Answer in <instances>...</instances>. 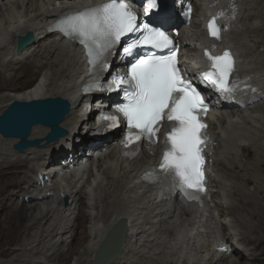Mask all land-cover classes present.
I'll list each match as a JSON object with an SVG mask.
<instances>
[{"label": "bare ground", "instance_id": "bare-ground-1", "mask_svg": "<svg viewBox=\"0 0 264 264\" xmlns=\"http://www.w3.org/2000/svg\"><path fill=\"white\" fill-rule=\"evenodd\" d=\"M53 1L28 0L25 5L24 0H16L0 5V89L27 86L22 91L0 92V99L9 97V104L12 100L60 95L67 98L72 105L71 111L62 122L68 136L62 137L56 144L52 142L19 153L12 148L17 139L0 136V264H64L74 259L75 264H93L100 241L118 219H124L128 228L125 231L123 250L110 264H190L188 258L193 261L191 264H200L201 254L209 249L204 241L196 245L187 243L190 251L183 249L178 252V248L175 249L171 245L175 230L173 223L184 224L187 221V215L182 209L177 205L159 209V206L152 204L153 199L149 193L145 194L148 202H142L145 205L137 208L140 202L132 199V192L135 188L138 191L142 189L141 185L138 186L133 181L139 157L130 163L129 168L122 167L118 170L117 163L120 158L113 156L115 148L112 153L99 160V168L112 162L108 165V180L101 184V188L105 186L104 190L94 194L91 200L87 199L83 190L70 193L73 201L68 202V209H63L65 207L62 208L60 201H55L54 198L52 202H44L47 193L54 187L39 189L35 186L34 179L45 180L42 176L46 171L48 157H53L52 165H56L54 162L66 156L67 152L78 157L75 148L80 147L82 142L77 140L84 138L90 129L86 124L88 117L84 116L83 112V100H80L77 92V84L84 70L80 62L79 46L74 44L73 47H68L62 38L45 33L46 28L51 25L50 21L67 8L64 3L74 6L89 0H60L59 10L53 8ZM203 1H195L196 11ZM222 1L226 5H245L243 21L239 26L243 29L232 38H222V47L239 52L244 68L240 73L249 77L255 69L262 72L260 68L264 69V0H244V4L242 0ZM231 16V13L225 15L228 24L232 23ZM199 18L197 14V19ZM30 30L35 33L36 41L22 52H17V36ZM200 34L201 30L196 26V29L187 30L183 36L190 44L194 37ZM205 50H208V45ZM202 52L204 50L199 48L196 54L188 57L184 63L186 70L193 71L195 66L201 65L208 67L205 62L198 63L202 60ZM38 70H44V73L35 83L30 84ZM234 85L240 98L244 99L246 93L241 91L238 80ZM254 107L255 104L250 105L248 110L251 111ZM251 114H257L259 129L248 121V116L243 118V128L231 126L226 119L219 121V118L211 116L217 120L215 166L218 178L215 179V195L219 199L218 207L223 211L221 196L225 191V196L229 199L228 210L236 227L235 234L239 231V236L244 242L242 248L236 247L238 243L234 244L235 257L232 263L229 258L223 264H264V196L259 194L264 193V174L261 168L264 163V105ZM251 127L252 130H248ZM49 130L46 126L35 125L31 139L43 140ZM239 139H248L249 143L241 147L242 154L238 159L236 153L230 149ZM71 140L74 144H70ZM59 181L56 188L57 199L61 198L59 193L69 194V181L64 182L63 178ZM250 182L254 185L249 188L247 184ZM28 196L31 198L29 204L25 203ZM152 212L156 213L152 216ZM214 220L211 218L205 224L208 237L213 236V239L217 238V225L213 224ZM84 222L87 224L85 243L83 242L77 250L71 252L72 247H69L66 251L64 242L75 236L74 244ZM142 234L153 237L144 245L137 242ZM234 236L230 228L224 227L223 238L231 241ZM179 254L180 257H186L183 263H180V257L176 259ZM208 264L222 262L212 259Z\"/></svg>", "mask_w": 264, "mask_h": 264}, {"label": "snow or ice", "instance_id": "snow-or-ice-1", "mask_svg": "<svg viewBox=\"0 0 264 264\" xmlns=\"http://www.w3.org/2000/svg\"><path fill=\"white\" fill-rule=\"evenodd\" d=\"M159 7V0H144L143 13L150 15ZM138 20L137 12L125 0H107L63 18L57 30L84 46L92 72L97 68L106 70L108 55L124 37H132L122 46V52L135 58L125 76L112 79V87L123 88L126 100L116 106L126 121L124 146L134 145L144 138L156 143L161 124L167 121L169 131L164 136L162 160L159 172L153 170L152 182L159 181L162 188L165 184L178 187L190 199H197L204 191L202 130L206 125L200 117L208 108L204 97L178 67L169 35L159 27L138 23ZM207 28L210 36L220 39L215 18L209 21ZM141 48L168 49L169 54L157 55L153 51L136 55V50ZM204 55L210 62V70L202 74L203 79L222 96H230L234 92L229 79L234 70L231 54L225 51L222 55H212L205 50ZM103 119L110 122V127L119 125L117 116Z\"/></svg>", "mask_w": 264, "mask_h": 264}, {"label": "water", "instance_id": "water-1", "mask_svg": "<svg viewBox=\"0 0 264 264\" xmlns=\"http://www.w3.org/2000/svg\"><path fill=\"white\" fill-rule=\"evenodd\" d=\"M18 39L17 51H21L35 40V35L32 31H28L26 35H20ZM70 109V102L63 97H46L31 101L13 100L0 115V132L6 137L21 139L14 145V148L19 152H24L32 146L41 147L40 138L28 139L32 127L35 124L49 127L51 130L45 137L46 143L57 141L67 134L66 129L60 124ZM118 227L119 225L115 226L111 231L113 240L111 258L102 261L100 257H97L96 264H109L113 258L119 255L126 226L120 227L123 235L120 234Z\"/></svg>", "mask_w": 264, "mask_h": 264}, {"label": "rangeland", "instance_id": "rangeland-1", "mask_svg": "<svg viewBox=\"0 0 264 264\" xmlns=\"http://www.w3.org/2000/svg\"><path fill=\"white\" fill-rule=\"evenodd\" d=\"M38 74H37V76L35 77V78H33L32 79V81H31V83L30 84H33V83H35L38 79H39V77L42 75V73H43V71H40V70H38ZM42 72V73H41ZM36 75V74H35ZM27 86L26 85H22V86H9V87H3L2 89H0V92H3V91H6V90H14V91H22L24 88H26ZM12 93H14V92H12ZM4 98L2 97L1 99H0V110L2 111L4 108H5V106H6V104H7V102L8 101H10L9 100V97L7 98H5V99H7V100H3ZM4 107V108H3ZM1 113V112H0ZM71 130H70V134H71ZM66 136H68V135H66ZM61 140V138L59 139V140H57V141H55V142H53L52 144H56V143H58V141H60ZM264 164V163H263ZM0 190H1V188H0ZM260 194V193H259ZM263 196H264V193H263ZM256 216H257V214H256ZM254 219H255V216H254ZM83 220L81 219V222H82ZM83 225H82V227H80L81 229L79 230L80 232H79V234H78V237H77V239H76V242L73 244V247H72V249H71V252L73 251V250H77V249H79L80 247H81V245H82V243L84 242L85 243V235H86V233H87V227H86V223L84 222V223H82ZM85 224V225H84ZM82 232V233H81ZM81 234V235H80ZM83 234V235H82ZM82 240V241H81ZM78 245H77V244ZM66 254H68V253H66ZM70 257H69V255H68V259H69ZM71 261V260H70ZM263 261V260H262ZM68 264V263H67Z\"/></svg>", "mask_w": 264, "mask_h": 264}]
</instances>
